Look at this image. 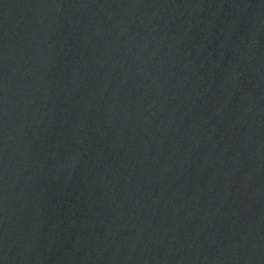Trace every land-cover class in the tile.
<instances>
[{
	"label": "water",
	"instance_id": "water-1",
	"mask_svg": "<svg viewBox=\"0 0 264 264\" xmlns=\"http://www.w3.org/2000/svg\"><path fill=\"white\" fill-rule=\"evenodd\" d=\"M0 264H264V0H0Z\"/></svg>",
	"mask_w": 264,
	"mask_h": 264
}]
</instances>
